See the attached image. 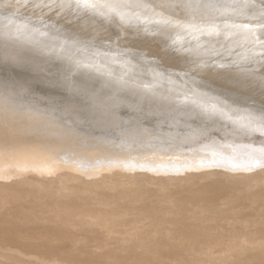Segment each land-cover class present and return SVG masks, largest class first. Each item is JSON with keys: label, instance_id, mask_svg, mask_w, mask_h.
Listing matches in <instances>:
<instances>
[{"label": "bare ground", "instance_id": "obj_1", "mask_svg": "<svg viewBox=\"0 0 264 264\" xmlns=\"http://www.w3.org/2000/svg\"><path fill=\"white\" fill-rule=\"evenodd\" d=\"M16 1L0 0V264H17L7 259L4 246L33 256L30 264H264V79L256 83L243 74L247 85L242 81L240 88L237 81L244 79L231 75L237 92L243 90L251 102L232 101L191 75L182 81L177 75L185 67L175 75L168 64L155 62V72L158 49L153 56L149 48H135L144 58L131 59L134 49L112 44L102 55V44L116 35L105 25L108 15L119 13L125 21L131 15L118 7L101 0H56L47 10L43 0H30L25 11L32 16L42 5L48 14L58 11L49 16L56 26L48 28L20 13ZM127 1L134 10L143 7ZM142 1L172 10L194 0ZM164 5L158 8L168 14ZM13 24H19L14 35L7 29ZM179 32L181 39L186 36ZM222 40L225 46L228 40ZM250 40L246 36L244 42ZM245 57L230 64L253 69ZM149 86L155 87L152 93Z\"/></svg>", "mask_w": 264, "mask_h": 264}, {"label": "rangeland", "instance_id": "obj_2", "mask_svg": "<svg viewBox=\"0 0 264 264\" xmlns=\"http://www.w3.org/2000/svg\"><path fill=\"white\" fill-rule=\"evenodd\" d=\"M23 2V3H21V2ZM17 0L16 2L18 3H16L17 5H18V8L20 7L21 8V6H22V8L20 9H18L19 10V12L21 13V12H23V14H25V16H27L26 18H28L29 19V17H31L32 16V14H28V13H30V11L29 12H27L28 11V9L30 8V6H27L28 4H29V1L30 0ZM28 1V2H27ZM44 1V3L45 4H47V7H46V5H42L43 7H42V9L40 10L41 12H38L37 14H35V15H33L35 18V21L36 22H41L42 20V24H44V25H46L48 28H53L54 26H56V21H55V18L54 17H49L50 15H52V16H54V13H56V12H58L56 9L55 10H53L54 11V13L53 14H51L50 12H49V14H48V7H50V6H52V5H57V1L56 0H43ZM103 3H105V4H108V5H110L112 8H115V7H118V10L120 11L121 10V12L124 14V15H129V14H131L132 15V17H131V15L130 16H127L129 19L128 20H123V19H121V16H118L119 15V13H118V15L116 16V15H108L109 17V19L108 20H106L105 21V25L106 24H110V27H111V31L112 32H116L115 34V39H111V40H109V43L107 44V46L105 45V43H103L102 44V46H101V53H102V55H107V49H109V47L108 46H110V45H112V44H118L117 46H119V48L121 47L120 46V44H122V47L120 48V49H128L129 48V46L131 47L130 49H134V51L133 50H131L130 51V49H128V51H130V55H129V57L132 59V58H136V59H142L141 57H143L144 58V56L141 54V53H139L138 54V52H136V51H138L137 49H135V48H149V50H151L152 52V55L154 56V52H155V50L156 49H158L157 51H156V55H155V57H153V58H156V59H158V60H156V59H153V60H156V61H154L153 62V66H152V68L153 67H155L156 65H161V66H163V67H165V65H167L168 64V66H166V68H168V69H171V67H172V71L174 72V73H176L175 75H177L179 72H181V70L182 71H184L185 72V69H182V68H186V75L184 74V73H180V74H178L177 76H178V78L180 77L181 78V80L182 81H184V79H187L188 77H189V75H191V76H193V77H195L194 79L195 80H197V81H195V82H197V83H199V85H201V84H204L203 86H205L206 88H214V89H216V90H218V91H222L221 93L222 94H224L228 99H231L232 101H234L233 99H235V100H239L240 98H241V101H244V102H246V103H250L251 101H249V99L247 98V96L243 93L242 94V91L241 92H237V89H239V88H237V87H235V85L236 86H238L237 85V82H240L241 83V85H240V83H239V87L240 88H243V86L247 83L246 81H247V79H244L245 77H244V75L245 76H250V77H252V78H257L256 79V83H259V81L260 82H262V79H264V78H261V77H264V66H262L263 64L261 63V62H264L263 60H264V0H262V1H256V0H252V2L251 1H249V0H214V2L212 3V0H209V2H211V4H209L207 1L208 0H203L205 3H203V1H199L201 4H203V6L198 2L197 3V1L198 0H194L193 2L194 3H196V4H194L193 2L191 3V6L190 7H187V6H185V5H180V4H178V6H176L175 8H173V7H171L172 8V10H170V8H168L167 6H165L164 4H160V5H156L157 7H155V5L153 6V7H151L150 8V6L147 4V3H145L144 1H142V0H136L135 1V4H137L138 2L137 1H139V2H141V4H143V7H140V8H135V10L133 9V7H135V6H133L134 4L132 3V2H130V1H127V0H101ZM248 1V2H247ZM26 2V3H25ZM129 2V3H128ZM143 2V3H142ZM253 2H255L254 4H252ZM25 3V4H24ZM120 3V4H119ZM240 3V4H239ZM123 4V5H122ZM125 4V5H124ZM145 4V5H144ZM193 4V5H192ZM24 5H25V7H24ZM30 5V4H29ZM162 5V6H161ZM163 5H164V7H165V10H166V7H167V9H169L170 10V12L172 13H170V15H169V13L167 14V10H166V12H164V10H162L161 8L159 9L158 7H162L163 8ZM180 5V6H179ZM121 6V7H120ZM125 6H127V7H125ZM133 6V7H132ZM144 6H145V9H146V11L144 10ZM146 6H149V8L148 7H146ZM182 6V7H181ZM192 6H194L193 7V9H192ZM28 7V8H27ZM46 7V11L45 12H47V13H45V12H43L42 10H44V8ZM53 7V6H52ZM122 7H124V9L122 8ZM128 7H129V9H128ZM155 7V8H154ZM180 7V8H179ZM187 7V8H186ZM197 7L198 8H201V7H203L201 10H199L198 9V12H197ZM65 8V11L66 10H71V8L69 9V8H66V7H64ZM120 8V9H119ZM127 8V9H126ZM131 8V9H130ZM156 8L157 9H159V11L158 12H160L161 10V12H160V16L162 17H159V13L156 11ZM177 8H179V9H181V10H177ZM189 8V9H188ZM24 9V10H23ZM27 9V11H25ZM142 9V10H141ZM151 9V10H150ZM153 9H154V11H153ZM164 9V8H163ZM174 9V10H173ZM194 10L193 12H195L194 14H192V12H190V11H192V10ZM21 10V11H20ZM125 10H127V12H130V11H132V10H134L135 11V13H134V11H132V13H134V15L130 12V13H127ZM138 10H140L139 12H140V14H141V16L142 17H140V14H139V16H137L136 15V13L138 12ZM175 10H177V11H175ZM114 12H115V10H113ZM143 13H142V12ZM149 11H151V12H149ZM175 11V12H174ZM179 11H182V12H179ZM188 11V12H187ZM5 12H9V10L8 9H6L5 10ZM25 12V13H24ZM43 12V13H42ZM71 12H73V11H70V13ZM157 14H155V13ZM166 13V14H164V13ZM178 12V13H177ZM186 12V13H185ZM199 12H200V14H199ZM44 13H45V15H44ZM121 13V14H122ZM125 13H127V14H125ZM150 15H149V14ZM153 13V14H152ZM161 13H163V14H161ZM177 13L178 15H179V13L181 14V15H183L184 16V18H185V16H186V18L184 19H181L182 18V16L181 15H177L176 14V16H175V14ZM184 13H185V15H184ZM187 13H190V14H187ZM43 14V15H42ZM122 14V15H123ZM138 14V13H137ZM147 14H148V16H147ZM155 14V15H154ZM174 14V15H173ZM198 15V16H200V18L198 19V17H195V15ZM244 14L245 15H247V16H250V18H248V19H246V18H243V16H244ZM28 15H31V16H28ZM48 15V16H47ZM144 15V16H143ZM146 15V16H145ZM166 15V16H165ZM193 16V18L195 19H191L192 18V16ZM196 15V16H197ZM33 16L31 17V19H33ZM139 17V18H141L140 20H138L139 18H135V21H136V19L138 20V21H136V22H134V18L133 17ZM152 16H154V17H152ZM157 16V17H156ZM165 16V17H164ZM176 17V18H178V20H175V18H174V20H172L171 18V20L168 18V17ZM187 16H188V18H190V16H191V18H190V20L187 18ZM207 16V17H206ZM37 17V18H36ZM42 17V18H41ZM45 17L47 18V17H49L50 19H48V20H44L45 19ZM118 17V18H117ZM145 18L144 20H146V21H144L142 18ZM148 17H150V18H148ZM164 17V18H163ZM180 17V18H179ZM203 17V19H204V17H205V21L203 22L202 20L203 19H201ZM130 18H131V21L132 22H134L135 23V25H134V23H129L130 22ZM152 18V19H151ZM160 18V19H159ZM165 18H167V25H161V21H163L164 22V20H165ZM38 19V20H37ZM40 19V20H39ZM147 19H149L150 21H148ZM155 19V20H154ZM156 19H158L160 22H158ZM180 19V20H179ZM187 19V20H186ZM209 19H210V21L211 22H209L208 23V21H209ZM212 19V20H211ZM117 20H123L122 22L124 23H122V22H116ZM172 22H170V21ZM186 20V21H185ZM199 20H201V21H199ZM153 21H156L157 22V24H155L156 22H153ZM174 21H178V22H175L174 24H173V22ZM183 21V23H181L180 24V22H182ZM189 23H191V24H189ZM190 21H193V22H197V24H194V23H192V22H190ZM129 23V25H128V23ZM138 22H140V23H138ZM184 22H185V24H184ZM186 22H187V24H186ZM203 22V23H202ZM207 22V23H206ZM119 23H121V25L119 24ZM146 23V24H145ZM147 23H153L152 24V26H150L149 24H147ZM169 23H170V25H169ZM176 23H178V24H176ZM199 23H201L200 24V26H201V29H200V27L198 26V24ZM207 25H206V24ZM214 23V26H215V24H216V27H214V26H211V24H213ZM138 24V25H137ZM142 24H144L142 27H141V25ZM158 24L160 25V26H158ZM183 24V27L185 26V28H184V30L185 29H188V27H189V29L190 28H192V25H195L194 26V28L196 29H193L192 28V30H194V31H197V30H199V32L197 31V32H192V33H195V35H196V33H199V34H197L196 36H194V34H192L191 33V30H189V31H187V32H185V31H183L182 29V27H181V25ZM203 24V25H202ZM210 24V25H209ZM139 25H140V27H139ZM147 25V26H146ZM171 25H174V26H176L177 28H178V26L180 25V27H181V32H183V33H181L182 35H186L187 36V34H189L187 37H189L190 35V37L191 38H187L186 36V38L185 37H183L182 39H181V37H180V30H179V28L178 29H175L176 31H175V33H174V29H173V27L174 26H172V28H171ZM186 25H189L188 27L186 26ZM197 25V26H196ZM15 26V27H14ZM116 26V27H115ZM146 26V27H145ZM148 26H149V28L151 29V31H153V29H154V31L153 32H155V30H157V32L158 31H161V29L163 28V30H165L166 29V31H164L165 32V34H163L164 32L163 31H161L162 32V34L164 35H162L160 32H158V34H157V32H155L156 34H148L147 32H151V31H149L150 29L148 28ZM156 26H158V27H156ZM163 26V27H162ZM169 27V29H168V27ZM204 26V27H203ZM203 27V28H202ZM207 27V28H206ZM208 27H212V28H208ZM232 27V28H231ZM10 28V29H9ZM19 30V24L17 25V24H13L12 25V29H14L13 30V32H12V29H11V26H7V29H9V32L12 34V35H14V33H15V31L17 30V29ZM124 28V29H123ZM153 28V29H152ZM160 30H159V29ZM199 28V29H198ZM215 28V29H214ZM142 29H144V31L142 30ZM172 29H173V32H172ZM205 30V32H206V34L204 33V30ZM209 29H211V30H209ZM216 29H217V31H216ZM146 30H147V32H146ZM178 30V31H177ZM203 32H202V31ZM212 30H215V33H216V35H215V33H214V31H212ZM172 33H171V32ZM201 31V32H200ZM208 31H209V35H207V33H208ZM16 32H18V31H16ZM122 32H124V33H122ZM170 32V33H169ZM176 32H179V33H176ZM190 32V33H189ZM144 33V34H143ZM152 33V32H151ZM177 34L176 36L174 35V34ZM185 33H187V34H185ZM202 33H204L205 35H203ZM200 34H202L203 35V37H199V36H201ZM210 34H212V35H214L213 37L211 36V38H213V40L212 39H210V38H208L209 36H210ZM230 34H233L234 36H233V38H230L228 35H230ZM16 35H18V33H16ZM157 35H158V39H156L157 38ZM159 35H160V37H159ZM171 35V36H170ZM179 35V36H178ZM181 35V36H182ZM225 35V36H224ZM252 35V36H251ZM153 36H154V38H153ZM155 36H156V38H155ZM161 36L163 37V39L164 40H162L161 39ZM165 36H167L166 38H165ZM198 36V37H197ZM205 36H207L206 38H205V40H204V37ZM246 36L247 37H249V38H251V40L250 41H248L249 42V44L247 43V42H244V41H246ZM251 36V37H250ZM144 37H145V40H144ZM172 38V40L170 39V38ZM175 37H177V39H180L179 41L178 40H176L175 39ZM197 37V38H196ZM139 38H140V41H139ZM185 38V39H184ZM198 38H200V40H201V38H203V40H201V42H200V40H198ZM207 38H208V40H207ZM255 38V39H254ZM121 39V40H120ZM132 39V40H131ZM135 39L137 40V41H135ZM143 39V40H142ZM146 39H147V41H146ZM155 39H156V41H155ZM161 39V40H160ZM165 39H167L166 41H165ZM169 39H170V41H169ZM175 39V40H174ZM183 39L184 40H186V41H184V43H183V45H181V43L183 42ZM189 39V40H188ZM194 39V40H193ZM210 39V40H209ZM222 39H225V40H228L227 41V43H226V45L225 46H223L222 44H220V43H222V42H224V40H222ZM260 41H259V40ZM118 40H120V41H118ZM153 40H154V42H153ZM212 40V41H211ZM221 40H222V42H221ZM160 41V42H159ZM162 41H164V44L162 43ZM167 41H169V42H172L173 44H174V46L172 45H170V44H172V43H168ZM176 41V42H175ZM178 41V42H177ZM180 41H182L181 43H180ZM188 41V42H187ZM189 41H190V43H189ZM192 41V42H191ZM123 42L125 43V44H123ZM139 42H141V43H139ZM153 44L154 43V48H153V45L151 44V43ZM165 42H167V43H165ZM261 42V44L260 45H258V46H256L257 44H259ZM130 44V45H128V44ZM132 43V44H131ZM135 43L137 44V45H135ZM144 43V45H142V47H140V44H143ZM146 43H147V45H149V47H147V45H146ZM155 43H158V44H160L159 46L158 45H156ZM179 43H180V45L182 46L180 49L178 48V45H179ZM188 43H189V45H188ZM194 43H195V45H198V46H195L194 45ZM252 43V45H250ZM169 46H168V45ZM178 44V45H177ZM192 44V45H191ZM228 44V45H227ZM246 44H247V46H246ZM105 45V46H104ZM125 45V46H124ZM132 45V46H131ZM133 45H134V47H133ZM152 45V46H151ZM163 45V46H162ZM179 45V46H180ZM113 46V45H112ZM137 46H139V47H137ZM185 46V47H184ZM188 46V47H187ZM227 46V47H226ZM259 46H260V49H259ZM104 47V48H103ZM108 47V48H107ZM111 47V46H110ZM126 47V48H125ZM164 47H166V48H168L167 49V51H166V49L164 48ZM170 47H171V49H172V51H173V49H174V52H177V53H175L174 54V52H169V54L167 55L166 53L168 52V50L170 51L171 49H170ZM174 47V48H173ZM176 47H177V49H176ZM223 47L224 48H226V49H223ZM246 47V48H245ZM82 48L83 47H81L80 46V48L78 47V50L79 49H81L82 50ZM118 47H117V49H119ZM161 49V50H160ZM165 50V52H163ZM176 50V51H175ZM181 50H183L182 52H181ZM184 50H185V52H184ZM244 50V51H243ZM158 51H161V52H158ZM178 51L180 52V54L178 53ZM186 51H187V54H186ZM205 51V52H204ZM229 53V55L227 54V52ZM241 51H243V52H241ZM138 54V55H140V57H138V55L136 54V53ZM163 52V53H162ZM184 52V53H183ZM226 53V55H224V53ZM164 54V55H162V54ZM172 53V54H171ZM211 53H212V55L213 56H211ZM214 53V54H213ZM223 55H222V54ZM248 53H249V55H251L250 57H249V55H248ZM258 53V54H257ZM263 53V54H262ZM177 54H179V56L181 55V57H179ZM243 54V55H242ZM244 54H246V57L248 56L250 59H248L249 61H250V64L252 65H250V64H248V65H250L253 69H254V71L256 72V70H257V72H258V76H257V72L256 73H254V71H253V69H249V71H247V64H245V63H243L241 66L239 65V64H235V65H231L230 63H232L235 59H242L243 60V57H245V55ZM257 56H256V55ZM261 54V55H260ZM160 56V60H159V58H157V56ZM166 55V56H165ZM170 55V58L168 57ZM175 55V56H174ZM183 55H184V57H183ZM255 55V56H254ZM258 55H260V58L258 57ZM177 56H178V58H177ZM185 56H186V58H185ZM188 56V57H187ZM229 56V57H228ZM253 56V58L251 59V57ZM128 57V58H129ZM165 58V61H164V59L163 58ZM172 57H173V59H172ZM176 57V58H175ZM240 57V58H239ZM242 57V58H241ZM245 57V58H246ZM247 57V58H248ZM256 57H258V59H259V61H261V62H259L258 61V59L256 58ZM262 57V58H261ZM182 58V59H181ZM184 58V59H183ZM188 58V59H187ZM244 58V59H245ZM246 58V59H247ZM255 58V59H254ZM163 59V60H162ZM169 59V63H170V65H172V66H170L169 65V63L167 62V60ZM172 59V60H171ZM176 59V60H175ZM179 59H180V61H179ZM208 59V60H207ZM245 59V60H246ZM255 61H254V60ZM256 59H257V61H256ZM119 60V59H118ZM173 60H175V61H173ZM144 61V60H143ZM160 61V62H159ZM181 61H184V63L185 64H183V62H181ZM210 61H212L209 65L211 66H209L208 65V63ZM249 61L247 62V63H249ZM253 61L255 62V65L257 64V62H258V64H262L261 65V67L260 66H258V64L256 65V67H254L255 65L253 64ZM155 62H156V65H155ZM172 62V63H171ZM205 62H207V65L210 67H208L207 68V65H206V63ZM252 62V63H251ZM146 63H148V67H151L150 65H152V64H150L149 62H146ZM152 63V62H151ZM163 64V65H162ZM204 64H205V66H204ZM177 65V66H176ZM202 65H203V67H202ZM244 65H246V66H244ZM161 66H158L159 68L161 67ZM250 66H249V68H250ZM157 67V66H156ZM155 67V68H156ZM173 67L176 69V67L179 69V71L178 70H174L173 69ZM182 67V68H181ZM193 69V68H195V69H199V70H197L198 72H194L195 71V69L194 70H192V73H190V71H191V68ZM206 67V68H205ZM242 67H244V68H242ZM245 67H246V69H245ZM151 68V69H152ZM189 68V72L187 71V69ZM150 69V70H151ZM154 69V68H153ZM158 69V68H157ZM157 69H154L155 70V72H156V70ZM203 70H205V73H207L205 76H202L201 74H203V73H200L201 71H203ZM230 70V71H229ZM239 70V71H238ZM152 72H154L153 70H151ZM176 71V72H175ZM178 71V72H177ZM250 71H253V73H251ZM194 72V73H193ZM242 72V73H241ZM249 72V73H248ZM262 73V74H260V73ZM238 73V75H236ZM242 75H241V74ZM250 73H251V75H250ZM183 74H184V76H183ZM188 74V75H187ZM244 74V75H243ZM246 74H248V75H246ZM213 75V76H212ZM228 75V76H227ZM232 75V76H231ZM233 75H234V78L236 79V77L238 78V77H240L241 76V78H243L244 80H242V79H238V81L236 82V81H234L235 79H233V78H231V77H233ZM259 75H261V77H259ZM263 75V76H262ZM190 76V77H191ZM231 76V77H230ZM184 77V78H183ZM216 77V78H215ZM221 79H220V78ZM251 78V80H255V79H252ZM260 78V79H259ZM231 79V80H230ZM221 80H222V82H221ZM224 80V81H223ZM228 80H230V82L228 81ZM235 82V84H234V82ZM240 80V81H239ZM246 80V81H245ZM258 80V81H257ZM228 81V82H227ZM242 81H245V82H243V84L244 85H242ZM264 81V80H263ZM221 83V84H220ZM222 83H223V85H222ZM231 85H230V84ZM229 84V85H228ZM247 85V84H246ZM245 85V86H246ZM218 86H220V87H218ZM227 86V87H226ZM242 86V87H241ZM244 86V87H245ZM224 87V88H223ZM230 87V88H229ZM149 88V89H148ZM147 88V92H149V93H152L153 91H154V89H155V87L153 88V86H149ZM152 89V90H151ZM151 91V92H150ZM234 91V92H233ZM237 94V95H236ZM244 99V100H243ZM256 99H258V98H256ZM240 101V100H239ZM260 106H262V105H260ZM168 178V173L167 172H165L164 173V180L165 179H167ZM229 197H231V196H229ZM253 215H256V214H253ZM1 247V246H0ZM7 246H4V249L7 251H5V253H6V256L7 257H9V258H7V259H11L12 261H14V262H16L17 264H21V261L23 262L24 261V264H26V263H28V264H30V260H32V258L34 259V257L33 256H25V255H23L22 253H19L18 251H16L15 249H12V248H6ZM11 253V255H10V253ZM14 252V253H13ZM5 253H1L2 255L1 256H4V254ZM7 253H8V255H7ZM14 255H13V254ZM17 256H16V255ZM6 256H4L5 258H6ZM12 256V257H11ZM14 256V257H13ZM18 256H19V259H23V260H20L19 261V259H18ZM11 257V258H10ZM24 258L25 259H27L26 260V262H25V260H24ZM16 260V261H15ZM29 260V261H28ZM17 261H19V262H17ZM28 261V262H27ZM34 261H38V260H34ZM32 263V262H31Z\"/></svg>", "mask_w": 264, "mask_h": 264}]
</instances>
